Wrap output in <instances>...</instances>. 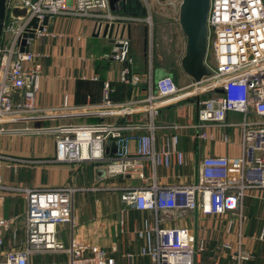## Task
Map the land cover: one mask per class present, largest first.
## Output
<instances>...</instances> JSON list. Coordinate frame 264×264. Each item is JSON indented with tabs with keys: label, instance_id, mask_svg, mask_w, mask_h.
Returning a JSON list of instances; mask_svg holds the SVG:
<instances>
[{
	"label": "built area",
	"instance_id": "2783aa9c",
	"mask_svg": "<svg viewBox=\"0 0 264 264\" xmlns=\"http://www.w3.org/2000/svg\"><path fill=\"white\" fill-rule=\"evenodd\" d=\"M141 1L146 10L144 20L150 27L151 34V3L150 0ZM162 4L180 11L181 0H167ZM6 7L7 14L0 43V137L7 133L51 134L56 143L54 162L99 163L105 169V174L99 177L101 179H118L126 175L143 178L142 164L136 157L150 159L154 166L171 165L169 147L157 151L153 133H134V128L130 126L101 121L52 124L37 128L39 130L11 128L17 122L57 119L55 116L32 119L35 115L44 116L47 113L35 105L40 89L42 64L37 60L40 54L30 48L31 40L36 37L62 36L43 25L46 16L50 19L57 15L73 14L96 21V28H102L107 23L115 24L110 37L115 46L109 58L121 63L131 61L132 40L125 32V27L120 32L119 28L116 29L127 21L126 17L115 14L110 0H7ZM16 9L25 10L26 15L17 16L14 13ZM35 17L39 19V26L34 29L35 36L28 39V47L21 51L23 34L33 29L30 23ZM207 23L209 51L206 63L213 71L210 76L194 82L192 88L188 89L189 87L180 88L172 75L167 74L156 79L152 62L142 75H130L124 70L123 81L132 85L145 82L146 96L138 105H120L113 112L118 115L127 110L147 112L151 119L147 129L153 130V119L163 107L183 98L202 97L199 100L200 123L195 127L207 122L224 123L231 111H253L257 116L256 120L240 123L245 127L242 157H205L197 183L176 187L156 182L141 188L118 184L111 186V189L120 192L121 201L128 207L156 214L155 221L146 218L136 230L141 241L139 255L149 257L155 264H197L200 258V253L196 255L195 252L196 241L193 233L186 227H162L158 214L160 211L179 208L198 209L207 215L241 214L247 191L258 187L257 183L248 179V172L260 170V185L264 186V0H211ZM152 47L151 44V58ZM109 91V85L106 84L104 100L111 105ZM64 106H67V102ZM197 136L211 137L206 133ZM111 141L116 147L113 158L108 156L111 148L108 144ZM172 142L177 143L176 135L172 137ZM255 152L261 154L256 155ZM176 154L178 163L182 164L183 153L177 151ZM22 160L0 150V179L5 161H9L8 165H11L10 162ZM22 190L26 200V237L24 241H18L15 247H8L5 236L18 229V218L0 217V264H33V255L58 254L68 256V264H117L113 256L119 250L116 242L107 248L96 241L76 242L73 238L69 244H64L59 237L60 225L69 224L72 228L75 227V199L81 188L61 185ZM125 210H120L121 225ZM204 245V241H200V252L204 250ZM220 248L229 251V257L234 264H245L254 258L253 252L243 247L241 242L237 248L229 243H222ZM126 258L130 264H135L134 253H127ZM214 261L217 264L218 259ZM34 264L46 263L40 261Z\"/></svg>",
	"mask_w": 264,
	"mask_h": 264
},
{
	"label": "crops",
	"instance_id": "0c3cea01",
	"mask_svg": "<svg viewBox=\"0 0 264 264\" xmlns=\"http://www.w3.org/2000/svg\"><path fill=\"white\" fill-rule=\"evenodd\" d=\"M114 12L121 17H126L127 22L121 23L116 29L119 28L120 32L125 27V32L132 40L130 62L121 63L109 58L115 44L113 39L104 35L106 24L102 28H96V21L73 14L57 15L49 19L47 28L62 36L36 37L31 40L30 48L40 54L37 60L42 64L40 89L35 105L47 114H54L57 118L54 121L55 124L104 121L133 127L134 133L151 132L154 135V147L157 151L165 147L170 148L172 163L169 167L154 166L150 159L135 156L142 164L143 178L126 175L114 180H100L98 172L101 169L100 166H97L89 175L79 172L81 176H78L75 172L80 170L79 166L75 168L71 165L72 163L54 162L56 143L55 137L51 134L7 133L3 135L0 137V150L9 156L23 159L19 162H10L11 165H8L9 161H5L1 170L0 217L18 218V229L8 232L5 236L8 247H15L18 241H24L26 237L24 230L26 200L23 188L73 185L89 187L88 191L92 193L97 189L116 191L111 189V186L116 184L141 188L156 182L160 185L176 187L199 181V171L205 157L227 156L238 159L244 153L245 127L240 123L256 120L257 116L253 111L249 113L231 111L227 114L224 123L207 122L195 127L200 123L198 113L201 107L199 100L202 97H187L163 107L153 119L155 125L153 130L147 129V125L151 123L147 112L127 110L121 115L113 113L120 105L123 107L130 103L132 106L138 105L139 101L146 96L145 82L132 85L123 81L124 70H127L130 75L134 73L142 75L148 70L150 62L153 65L154 75L157 68L162 71L160 76L166 74L164 69H167L157 63L155 65L153 57L149 59L150 49L145 42L148 25L144 20L142 1L119 0ZM175 13L179 15V11ZM142 31L144 45L141 50L138 39L142 36ZM178 38L182 50L179 67L176 68L177 72H171L168 69L167 73L174 76L180 88L191 89L196 80L183 70L181 64L187 41L182 27H179ZM106 84L110 88L111 105L104 100ZM65 102H67L66 107ZM46 117V115H35L32 119ZM202 133L211 137L197 136ZM174 135L177 136L175 144L172 142ZM109 146L111 148L108 156L113 158L116 150L114 142L111 141ZM177 151L183 153L182 164L177 161ZM255 154L261 153L255 152ZM247 177L250 181L257 183L258 187L247 191L241 214L207 215L198 209L179 208L158 213L162 227H186L193 233L195 241L199 239L198 245L200 241H204V250L200 253L197 264H215L216 258L217 264H221L223 256H227L223 252L226 249L220 248L221 244L229 243L237 248L240 242L254 255V258L245 264H264V186L260 185L262 173L258 169L251 170ZM89 180L92 184H88ZM114 194L118 211L116 217L97 223L91 218H83L81 214L76 213L75 207V227L72 228L69 224L60 225V239L64 242L63 239L67 237L68 244L72 238L76 242L96 241L107 248L116 242L119 250L113 254H116L114 257L117 264H130L126 258L127 253L136 255L135 264H155L149 257L139 255L141 241L137 237L136 230L141 227L142 221L146 218L155 221L156 214L128 207L121 201L119 191ZM81 203L86 210L83 196ZM122 208L126 210L121 225L122 216L119 212ZM229 223H232V226H229ZM257 251L260 252L259 256L256 255ZM43 262L60 264L56 260Z\"/></svg>",
	"mask_w": 264,
	"mask_h": 264
},
{
	"label": "rangeland",
	"instance_id": "374dc122",
	"mask_svg": "<svg viewBox=\"0 0 264 264\" xmlns=\"http://www.w3.org/2000/svg\"><path fill=\"white\" fill-rule=\"evenodd\" d=\"M166 2L167 0H150L151 7H152V24H153V30L150 34V27L148 28V47L150 48L151 44L152 47V53H153V63L156 65V63L159 66H165L167 69H164L166 71V74L164 75H172L170 73H167L168 69L172 72H177L176 68L179 67V60L182 55L181 46L179 44V27H181L179 22V15L177 10L172 9L170 7L163 6V2ZM176 16H175V15ZM26 13H20L17 14V16H25ZM139 48L142 50L144 45V32L142 31V36L138 39ZM4 44V41H3ZM150 59V56H149ZM210 60V59H209ZM157 61V62H156ZM178 65V66H177ZM162 73L161 69L156 70L155 72V78L157 79L160 74ZM173 76V75H172ZM49 115V116H47ZM46 116L48 118H52L54 114L48 113ZM55 119H44V120H33V121H25V122H17L11 125V128H18L21 130H26V128H31L32 130H39L37 128H42L44 126L48 127L54 123ZM44 124H40V123ZM43 125V126H42ZM24 132H31V131H24ZM45 135V134H44ZM72 166L77 168L79 166L80 170H76L75 175L81 176V174H91L93 170L98 166H100L99 163L94 162H85L81 164H75L72 163ZM81 174H80V173ZM79 173V174H78ZM85 175L83 177H85ZM88 179V178H87ZM86 179V180H87ZM103 180V179H100ZM97 180V181H100ZM110 180V179H108ZM114 180V179H113ZM100 183V182H98ZM88 184H92V181L89 180ZM99 185V184H97ZM107 186V185H105ZM91 187H95L94 185H91ZM81 190L76 195V213L81 214L82 217L91 218L92 221H95L98 223V221H103L107 218H114L118 214L117 208L115 206V198L116 195L114 192L116 191H93L92 193H89V187H79ZM83 196V202L84 205H86V210L83 208L84 206L81 203V198ZM115 197V198H114ZM85 210V211H84ZM120 214V212H119ZM101 223V222H100ZM98 227V226H97ZM96 231V230H95ZM62 234V233H61ZM66 236V234H65ZM67 237H65L64 244H68V241L66 240ZM103 240L105 238H102ZM198 242L199 239H197L195 243V252L201 253L198 250ZM259 242V241H256ZM105 247V246H104ZM224 254H227V256H223L221 264H234V262L230 259L229 253L227 250L223 251ZM260 252L257 251V254L259 256ZM113 256H116V254H113ZM50 260H56L60 264H68L69 259L65 254H58V255H33L32 256V262L33 264L38 261H47L50 262ZM264 260V258H263Z\"/></svg>",
	"mask_w": 264,
	"mask_h": 264
},
{
	"label": "water",
	"instance_id": "95a60500",
	"mask_svg": "<svg viewBox=\"0 0 264 264\" xmlns=\"http://www.w3.org/2000/svg\"><path fill=\"white\" fill-rule=\"evenodd\" d=\"M118 1L119 0H110V6L113 11L116 10V3ZM210 1L211 0H181L179 11V22L187 38L186 52L181 63L182 68L197 82L213 73L211 67L206 63V57L209 51V28L207 19L210 11ZM6 4L7 0H0V43L7 14ZM14 13L25 14V10L16 9ZM144 14L146 15L145 8ZM48 22L49 17L46 16L43 20V25H47ZM30 26L33 29L23 34L21 51H25L28 47V39L34 38V29L39 26V19L35 17L31 21ZM114 27L115 24L107 23L105 25L104 35H108L110 38L113 34ZM145 42L148 46V26L146 27ZM114 154H116V150ZM98 172L99 177H101L105 174V169L101 168Z\"/></svg>",
	"mask_w": 264,
	"mask_h": 264
},
{
	"label": "trees",
	"instance_id": "16d2710c",
	"mask_svg": "<svg viewBox=\"0 0 264 264\" xmlns=\"http://www.w3.org/2000/svg\"><path fill=\"white\" fill-rule=\"evenodd\" d=\"M139 5V4H138ZM141 6V5H140ZM142 8V10H143V7H141Z\"/></svg>",
	"mask_w": 264,
	"mask_h": 264
}]
</instances>
